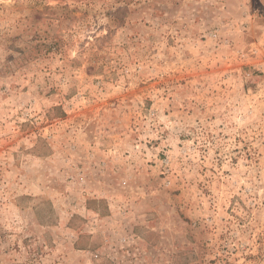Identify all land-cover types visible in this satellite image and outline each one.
Masks as SVG:
<instances>
[{
	"label": "rangeland",
	"instance_id": "374dc122",
	"mask_svg": "<svg viewBox=\"0 0 264 264\" xmlns=\"http://www.w3.org/2000/svg\"><path fill=\"white\" fill-rule=\"evenodd\" d=\"M0 264H264V0H0Z\"/></svg>",
	"mask_w": 264,
	"mask_h": 264
}]
</instances>
